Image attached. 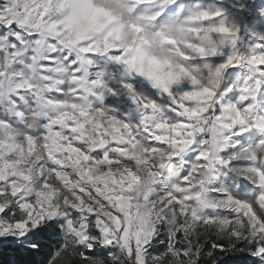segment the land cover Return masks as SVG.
Returning <instances> with one entry per match:
<instances>
[{"label": "snow or ice", "instance_id": "1", "mask_svg": "<svg viewBox=\"0 0 264 264\" xmlns=\"http://www.w3.org/2000/svg\"><path fill=\"white\" fill-rule=\"evenodd\" d=\"M0 264H264V0H0Z\"/></svg>", "mask_w": 264, "mask_h": 264}]
</instances>
